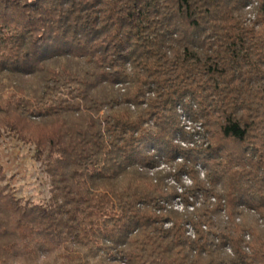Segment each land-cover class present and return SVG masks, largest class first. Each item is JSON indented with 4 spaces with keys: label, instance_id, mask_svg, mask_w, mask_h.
I'll return each instance as SVG.
<instances>
[{
    "label": "trees",
    "instance_id": "16d2710c",
    "mask_svg": "<svg viewBox=\"0 0 264 264\" xmlns=\"http://www.w3.org/2000/svg\"><path fill=\"white\" fill-rule=\"evenodd\" d=\"M5 135L0 264H264V0H0Z\"/></svg>",
    "mask_w": 264,
    "mask_h": 264
},
{
    "label": "rangeland",
    "instance_id": "374dc122",
    "mask_svg": "<svg viewBox=\"0 0 264 264\" xmlns=\"http://www.w3.org/2000/svg\"><path fill=\"white\" fill-rule=\"evenodd\" d=\"M183 122L185 126H188L186 129L189 130L191 124L184 119ZM0 164L8 177L11 191L17 197L33 203L48 201L50 197L49 179L41 164L35 160L34 150L31 146L25 145L17 138L5 135L1 140ZM184 183L191 185L187 176L184 177ZM178 191L182 190L179 188ZM173 206L174 209L183 211L182 200L176 199Z\"/></svg>",
    "mask_w": 264,
    "mask_h": 264
}]
</instances>
